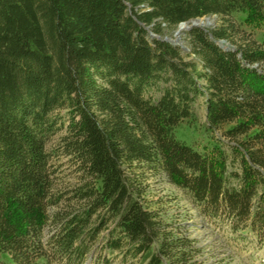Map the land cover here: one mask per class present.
I'll use <instances>...</instances> for the list:
<instances>
[{"label": "trees", "instance_id": "obj_1", "mask_svg": "<svg viewBox=\"0 0 264 264\" xmlns=\"http://www.w3.org/2000/svg\"><path fill=\"white\" fill-rule=\"evenodd\" d=\"M212 15L187 51L151 35ZM258 27L264 0H0V264H201L197 240L150 206L149 175L263 247ZM200 97L202 148L176 135ZM65 164L76 181L60 188Z\"/></svg>", "mask_w": 264, "mask_h": 264}, {"label": "rangeland", "instance_id": "obj_2", "mask_svg": "<svg viewBox=\"0 0 264 264\" xmlns=\"http://www.w3.org/2000/svg\"><path fill=\"white\" fill-rule=\"evenodd\" d=\"M208 17L213 19V24L208 26L209 28L222 22L219 16ZM178 28V26L163 25L162 37L178 38L186 45L188 30L177 35ZM247 30L253 32L259 41L264 40V27L247 28ZM194 110L195 124L192 127L187 123L182 124L177 128L176 135L186 143L202 148L205 144H212L214 141V137L211 138L206 131V108L202 97L196 101ZM215 136L220 138V132H215ZM72 171L68 164L60 168L58 181L60 188L71 186L76 181ZM145 184L148 186L147 198L150 206L162 211L165 218L171 219L176 224L180 223L185 232L195 238L202 247L201 264H264V246L258 247L255 242L246 246L243 241L215 227L214 223L204 221L188 194L169 181L166 176L149 175ZM90 264L94 263L90 262Z\"/></svg>", "mask_w": 264, "mask_h": 264}, {"label": "water", "instance_id": "obj_3", "mask_svg": "<svg viewBox=\"0 0 264 264\" xmlns=\"http://www.w3.org/2000/svg\"><path fill=\"white\" fill-rule=\"evenodd\" d=\"M205 18H207V17H205ZM194 19H198V18H194ZM191 20H193V19H191ZM189 21H190V20H189ZM187 22H188V21H187ZM183 23H185V22L180 23V25L183 24ZM180 25H179V26H180ZM193 27L207 28V27H203V26H199V25H193V26L189 27L188 30L192 29ZM151 35H152L153 37L162 38L163 40H165V41H169V42H171L172 44L180 45L185 51L188 50L187 45H185V44L183 43V41H180L178 38H176V39H172V38H169V37H167V36H165V37H161V36L156 35V34H154V33H151ZM218 43H219L222 47H224V48H226V49H234V47H233L230 43H228L227 41H225V40H219Z\"/></svg>", "mask_w": 264, "mask_h": 264}, {"label": "bare ground", "instance_id": "obj_4", "mask_svg": "<svg viewBox=\"0 0 264 264\" xmlns=\"http://www.w3.org/2000/svg\"><path fill=\"white\" fill-rule=\"evenodd\" d=\"M212 24H213V19H211L210 17L193 19V20H190V21L185 22V23L181 24L180 26H178L179 28H178L176 33H177V35L180 33H183L184 31L188 30V28L193 26V25L208 27Z\"/></svg>", "mask_w": 264, "mask_h": 264}]
</instances>
